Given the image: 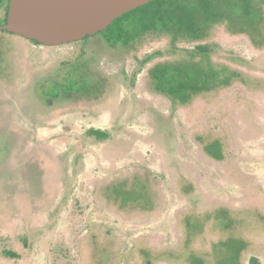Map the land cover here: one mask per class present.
<instances>
[{
    "label": "rangeland",
    "instance_id": "rangeland-1",
    "mask_svg": "<svg viewBox=\"0 0 264 264\" xmlns=\"http://www.w3.org/2000/svg\"><path fill=\"white\" fill-rule=\"evenodd\" d=\"M209 2V21L197 10V23L204 27L198 41L159 30L138 36L126 51L111 52L99 38H90L79 44L85 45L82 56L77 45L45 48L1 34L6 56L0 63V264H145L143 251L151 256L149 264H197V257L203 264H264V134L243 132L238 115L242 84L264 85V11L229 14L227 20L238 3L242 9L240 0ZM199 45L207 49L201 55L211 82V74L220 71L222 80L232 75L229 86L209 87L184 105L155 91L154 70L169 65L172 73L177 67V79L193 73ZM88 57L98 83L90 89L98 93L92 102L100 106L83 114L33 118L37 110L45 112L37 100L33 106L34 96L47 101L76 90L88 76L78 62L87 66ZM64 61L72 66L57 74ZM17 123L29 126L19 140ZM169 125L177 141L171 154L196 176L206 200L203 216L209 208L229 213L224 220L195 221L193 231L203 233L194 241V256L184 260L178 220L189 205L164 169L154 137L158 127ZM90 130L104 132L107 139L97 140ZM194 135L202 143L220 139L235 145L228 148L230 160L205 165ZM134 178L151 180L149 207L128 203L124 196Z\"/></svg>",
    "mask_w": 264,
    "mask_h": 264
},
{
    "label": "trees",
    "instance_id": "trees-1",
    "mask_svg": "<svg viewBox=\"0 0 264 264\" xmlns=\"http://www.w3.org/2000/svg\"><path fill=\"white\" fill-rule=\"evenodd\" d=\"M198 9L201 12L200 14L204 15L209 21L211 18L209 0H196L195 4H190L189 1H183L180 3L177 0H155L133 10L132 12L124 14L122 17L115 20L105 31L92 37H86L83 42L90 38H99L100 45L108 48L111 52L117 48L126 51L131 44L137 41L136 39L138 36L143 37L144 35L158 32L159 30H164L165 32L174 31L176 34L182 33L186 38H189V40L198 41L203 38L204 30V27L199 26L196 20ZM236 11L237 10L235 9L231 11V14L234 17H236ZM175 39H177V36L173 38L174 41ZM33 43L38 45L35 42ZM84 46L85 45L82 43L81 54H83L82 50H86ZM196 49L201 57L197 63H194L195 68L193 69V73L186 72L182 74L179 79H177L176 76H174L175 73L180 74L177 67L173 68L170 66L173 68L172 73L169 71V65L157 67L152 75L151 84L153 89L164 94L171 102H179V104L182 103L184 105V103L186 104L192 96H199L201 92L207 91L209 87L217 89L222 84L229 86L230 81H227V79H229L232 75H228L227 78L224 77L225 81L222 80V76L224 75L221 76L220 71L213 72L211 74V82L208 71H205V65L208 66L209 64L203 61L205 58L203 55H206L207 49L205 46L201 45L197 46ZM88 59H91L92 61V58L88 57ZM145 61L146 59L143 62ZM262 77L264 78V76ZM248 90L251 92L260 91L262 93L261 95L264 96V85H250L248 86ZM248 96L250 99L249 101L244 102L245 109L240 110L238 113L243 124L242 131L252 135H263L264 122L258 123L256 121V116L260 114L255 115L253 107H251L250 104L253 101L254 97L252 96L254 95L249 94ZM20 129L19 133L21 135L22 131ZM0 134L2 135L1 132ZM88 134L95 137L99 141L107 139V135L101 131L90 130L88 131ZM175 136V130L173 126L170 127V125L168 128L165 126L158 127L154 133L155 141L161 147L163 152V157L161 159L164 164V169L169 173V176L173 178V183L182 189L181 196L189 205V212L186 213L183 218L178 220L181 221V230L184 238L180 241L179 249L181 252L179 257L181 256V260H184L183 257L188 258L193 255L192 247L194 245V241H197L196 239L203 233L202 228H200L201 230L196 228V232L193 231L192 227L195 224V221H198L201 218L208 220L212 217H221V219L224 220L229 213L228 211L224 213L219 211L221 208H209L208 212H211H209L206 216H203L205 214L204 212L208 209V206L205 204L206 200L200 197L201 190L193 181L196 176L192 177L191 172L183 168L178 158H175V156L171 154L173 153L177 142ZM194 136L192 139L199 150V155L202 157L199 159L202 162H205V165L220 163L225 164L228 160H230V158H227L231 151L228 148L233 149L235 145L230 146L225 142V140L223 141L220 139L202 143L196 136ZM15 139L12 138L11 140ZM225 139H227L226 134ZM8 140L10 139L6 138L5 141ZM2 155L7 158L4 152ZM32 162L33 161H31L30 164ZM49 163L50 162L47 164ZM51 173H53V171ZM50 174L45 172V176L52 177ZM148 180L150 179L134 178L132 180L131 186L128 187V190L124 195L126 196L128 203L140 204L139 202H143V205L148 207L151 205L154 200V195L148 190L150 186V182ZM203 207H205V209L202 212ZM243 214L244 213H242V215ZM260 216L264 219V213H261ZM238 234L240 235V233ZM247 249L248 248H245L243 251ZM142 254L146 259L145 264H149L151 260L149 253L147 251H143ZM9 256L11 258L15 257L14 254H9ZM195 260L197 261V264H203L202 258L197 257Z\"/></svg>",
    "mask_w": 264,
    "mask_h": 264
},
{
    "label": "water",
    "instance_id": "water-1",
    "mask_svg": "<svg viewBox=\"0 0 264 264\" xmlns=\"http://www.w3.org/2000/svg\"><path fill=\"white\" fill-rule=\"evenodd\" d=\"M155 0H10L0 30L44 47L79 42Z\"/></svg>",
    "mask_w": 264,
    "mask_h": 264
},
{
    "label": "flooded vegetation",
    "instance_id": "flooded-vegetation-1",
    "mask_svg": "<svg viewBox=\"0 0 264 264\" xmlns=\"http://www.w3.org/2000/svg\"><path fill=\"white\" fill-rule=\"evenodd\" d=\"M250 1L252 0H240L242 6V9H240V3H238V7H237V11H236V15H242V16H249L250 14L254 15V16H261L262 11H264V0H255V7H253L250 4ZM9 3L10 0H0V27L4 26L6 24V20H7V15H8V10H9ZM240 9V10H239ZM229 14L230 16L232 15L231 12H227V20L229 19ZM233 16V15H232ZM231 16V17H232ZM1 34H5V35H9L12 36L14 34L0 30V63L3 61L4 57L6 56V52H5V46L2 42V38H1ZM99 34V33H98ZM97 35V34H96ZM14 36H18V35H14ZM95 36V35H94ZM20 37V36H18ZM92 37V36H91ZM22 38V37H21ZM84 40V39H83ZM81 40V41H83ZM75 42V43H71V44H66V45H77L79 46L80 42ZM32 42V41H31ZM36 45V44H35ZM38 46H42L39 45ZM44 47V46H43ZM81 47V46H79ZM46 48V47H45ZM86 50H82L83 55H87L85 54ZM71 60V59H70ZM68 60V61H70ZM93 61V60H92ZM92 61L90 59L89 62H87V66L82 64V61L78 62V67L80 66L82 69L87 70L88 71V76H83V78L79 81V85L76 87V90H70V91H62L61 93H59L57 96H51L50 99H48L47 101H45V96H43V98L35 97V100L33 101L34 104L33 106H35V101L37 100L38 102L36 104H40V106H43V108L45 109V112L43 113H38L39 111L37 110V114L33 116V118L37 117L38 121L45 119L47 117V119H50L52 116H57L60 115L62 113L64 114H69V113H76L77 111H82L78 114H83L84 110H94V108L100 106L99 104L94 105L95 103L92 102L93 99H95L94 97L97 96V94H92L93 92H90V89L93 87V85H95L96 78L97 76L93 74V72L95 71V66H92ZM72 66V62H61V64H59V67L56 68L57 74L59 71L65 70V69H69ZM57 74H51L49 75L50 77H56ZM90 78V80L88 81V79ZM45 80H41V81H37V85H40L44 82ZM264 82V81H262ZM98 85V83H97ZM249 94H252L254 96L253 101L251 104V107H253L254 113L256 114H260L256 116V121H258V117L260 118V121L258 123H262L264 122V96H262L260 91H255V92H251L248 90V86H245V84H242V91H241V98H242V104H241V109L244 110L245 109V101H249ZM250 107V106H249ZM32 118V116H31ZM18 124V123H17ZM21 128V129H20ZM19 129L22 131L21 133L24 134V131L29 129V126L27 127L26 125L21 126L20 124H18V126L15 128V136H18V140L20 139L21 135L19 133ZM18 134V135H17ZM16 257V255H14Z\"/></svg>",
    "mask_w": 264,
    "mask_h": 264
}]
</instances>
